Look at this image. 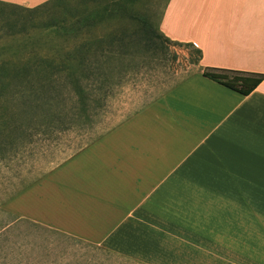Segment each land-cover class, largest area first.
<instances>
[{"label":"crops","instance_id":"obj_1","mask_svg":"<svg viewBox=\"0 0 264 264\" xmlns=\"http://www.w3.org/2000/svg\"><path fill=\"white\" fill-rule=\"evenodd\" d=\"M158 26L264 74V0H168ZM3 207L0 264H264V78L242 95L196 70Z\"/></svg>","mask_w":264,"mask_h":264},{"label":"trees","instance_id":"obj_2","mask_svg":"<svg viewBox=\"0 0 264 264\" xmlns=\"http://www.w3.org/2000/svg\"><path fill=\"white\" fill-rule=\"evenodd\" d=\"M133 2L46 0L36 6L26 7L0 0L2 5L35 15L46 14L45 19L38 20L35 16L25 17L20 14L14 18L5 16V19L0 16L3 18L2 30L18 29L10 30L13 31L11 36L28 27L38 26L63 42L55 44L47 55L0 56L1 160L15 156L28 146H35L37 142L49 140L54 134L67 131L73 125L93 126L91 120L84 119L97 114L101 102L112 93L110 86L113 77L107 70L108 63L123 58L129 53L130 47L142 42L144 46L154 49L161 45L164 48L169 45L189 48L188 61L193 68L184 78L198 69L204 77L242 95L253 91L264 78V74L201 65L199 48L192 42L168 38L160 31L158 23L153 28L147 18L140 17L132 8ZM0 13L4 14L1 8ZM106 20L128 23L112 27L105 33L99 32ZM107 130L83 139L75 151Z\"/></svg>","mask_w":264,"mask_h":264},{"label":"rangeland","instance_id":"obj_3","mask_svg":"<svg viewBox=\"0 0 264 264\" xmlns=\"http://www.w3.org/2000/svg\"><path fill=\"white\" fill-rule=\"evenodd\" d=\"M167 1L134 0L132 8L140 17L147 18L155 28ZM0 8L4 11V14L0 13L3 18L5 16L14 18L19 14L25 17L35 16L37 20L46 18V14L35 15L13 6L0 4ZM2 17H0V56L2 57L47 55L55 44L63 43L59 37L38 26L28 27L27 30L11 36L13 31L10 30L18 29L2 30ZM126 23L128 22L106 20L99 32L105 33L112 27H121ZM129 50L123 58H117L108 63L107 70L113 77L110 86L112 93L108 99L101 102L97 114L87 120L84 119V121L91 120L93 126L73 125L67 131L58 135L54 134L49 140L26 147L15 156L0 159V229L14 218L3 207L10 196L71 155L78 148L77 144L80 141L94 137L125 119L126 116L184 79L185 74L193 68L188 61L190 49L182 46L169 45L164 48L161 45L154 49L151 46H144L142 42L130 47ZM64 95L67 93L64 92ZM40 143L41 146H38Z\"/></svg>","mask_w":264,"mask_h":264}]
</instances>
